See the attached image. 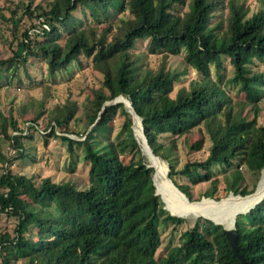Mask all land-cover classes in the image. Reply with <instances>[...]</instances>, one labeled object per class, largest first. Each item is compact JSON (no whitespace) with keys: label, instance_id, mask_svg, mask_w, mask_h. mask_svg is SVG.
Returning <instances> with one entry per match:
<instances>
[{"label":"trees","instance_id":"16d2710c","mask_svg":"<svg viewBox=\"0 0 264 264\" xmlns=\"http://www.w3.org/2000/svg\"><path fill=\"white\" fill-rule=\"evenodd\" d=\"M44 2L47 8L40 4L33 8L38 20L22 32L12 56L0 59V81L3 77L6 84L11 83L18 69L26 71L34 56L44 61L47 77L54 78L71 72L73 64L80 62L79 55H84L102 73L103 82L84 100L82 116H74L75 104L63 105L52 110L51 128L36 130L44 144L54 138L65 144L70 175L78 164L86 168L80 185L75 178L53 181L48 176L34 183L18 173H0V212L17 219L13 234H0L2 264H241L222 225L208 218H196L174 240L187 220L161 201L154 176L152 180L155 168L144 161L145 157L150 164L151 158L142 154L124 104L104 103L119 95L130 102L153 154L166 169L168 165V177L188 202H198L191 187L202 182L208 186L201 198H213L220 182L231 195L252 194L255 190L244 185L240 167L258 173L264 169V126L258 123L264 98V70H259L264 66V0L252 10L246 0ZM125 12L132 18L120 16L112 23ZM88 19L94 27L102 25L99 34L83 27ZM110 32L111 38L106 34ZM137 39H147L152 54L184 52L183 68L142 69L128 52ZM226 62L231 67L229 76L224 73ZM188 67L198 78L172 95ZM233 89L238 101L229 94ZM239 93L243 100L238 99ZM244 103L249 104L250 119ZM42 113L26 119L31 123L26 134L11 133L22 130L16 120L0 113V137L12 148H21L20 158L34 160L21 140L33 139ZM117 114L122 121L116 127ZM71 118L73 124H69ZM81 121L80 131L76 125ZM204 133L210 141L208 155L188 158L178 168L173 158L178 137L189 135L191 140L185 142L191 153L202 148ZM165 135L166 142H160ZM0 161L10 163L2 150ZM179 176L186 182H179ZM163 203L178 217L170 215ZM170 224L167 244L159 248L161 227ZM234 228L244 264H264V197L236 215Z\"/></svg>","mask_w":264,"mask_h":264},{"label":"rangeland","instance_id":"374dc122","mask_svg":"<svg viewBox=\"0 0 264 264\" xmlns=\"http://www.w3.org/2000/svg\"><path fill=\"white\" fill-rule=\"evenodd\" d=\"M246 1L250 4V9L252 10L257 4H261L263 0ZM39 4L42 5V7L47 8L44 0H0V59H6L12 56L13 47H15L16 43L22 38V32L29 28L32 24L36 23L38 19L35 17L36 11L33 8ZM184 9H186V7ZM224 12L226 14V9L223 10V13ZM75 16H80L78 10L75 11ZM120 16H124L127 19L132 18L130 14L125 12L124 14H119L118 16L116 15L112 23L118 22ZM8 19H11L13 23H10L11 21H8ZM94 25L95 23L90 19L85 20L83 23V27L93 28L94 32L99 34V32H101L100 28L102 25L99 27H94ZM29 31L32 32L33 29H30ZM112 32L106 33L109 38H111ZM39 38L41 37H38L37 39ZM59 42L62 43L63 41L59 40ZM147 46V39H137L134 47L128 51L130 59L139 62L142 69L148 68L151 70H157L162 66L164 69H177L179 71L183 68L184 52H181L178 55H165L163 52L152 54L148 51ZM79 60L80 62L73 64L71 72L62 73L60 76L51 78L46 75V66L44 61L34 56L29 60L32 63H28V65L25 66L26 71L23 70L22 67L18 69L17 76L13 78L11 83L6 84L5 78L2 77L0 81L1 84H3L0 85V113L4 116H10L16 120L17 125L20 130H22H15L11 133L26 134V127L31 124L30 122H27L26 119L36 115L39 111H43V113L38 118V125H34L35 130L32 131L33 139L29 140V138H24L21 140L23 148L27 153L34 156V160H31L28 156L20 158L17 151L21 148H12L7 141L0 137V150H2L5 157L10 160L9 165L0 161V173H7V171L18 173L31 178L34 183H38L42 178L49 176L53 181L75 178L77 179V185H80V182L82 183V179L86 178V168L79 164L72 175H70V173L66 170L69 156L66 146L62 141L58 138H54L53 141L44 144L43 138L36 133V130L39 132L44 131V129H42L43 126H49L51 128L53 122L48 121V119L53 114L52 110H55L63 105L71 106L75 104L74 116H82V105L86 97L90 95L92 90L102 87L103 75L99 70L95 69L91 62V58L79 55ZM226 65H228L227 62ZM259 70H264V66L260 65ZM224 73L226 76L231 74V67L229 65L225 67ZM27 74L30 75V78ZM192 78H198V73L188 67V71L184 75V80H180L175 83L172 95H174L175 91L180 86H187L189 80ZM30 79L33 80L32 83L30 82ZM104 91L107 92L106 89H104ZM236 91L237 89H233L229 92L234 101L237 100L233 95ZM243 96V93H239L238 99L240 98L243 100ZM118 99L122 100L121 98ZM244 105L245 107L243 109L246 114V118L250 119L252 113L249 110V104L244 103ZM259 105L261 111L258 117V123L264 126V98L261 100ZM121 121V115L117 114L115 117V126L117 127ZM72 122L73 118L69 119V124H73ZM81 128L82 121L76 125V129L81 131ZM135 128L136 136L139 139L138 143L142 149L141 151L143 152L142 154L145 155L148 153V148L145 146L140 127L137 123H135ZM56 129L60 134H62L58 128ZM69 136L79 138V136L72 133H70ZM166 136L168 135L160 136L159 141L166 142L168 139ZM187 139L191 140L189 139L188 134L178 137L177 150L173 152V158H176V166L178 168H180L184 161L188 158L204 159L208 155L210 141L208 140L206 133H204V143L202 148L198 151L189 153L188 144L186 145L185 142ZM149 156L151 158L150 154ZM155 158L157 160L155 161L158 163L159 160L157 157ZM144 161L147 165H149L145 157ZM158 164L160 165L162 172L166 175V165L162 162H159ZM240 171L244 175L243 183L246 188L249 190H255L264 170H261V172L258 173L250 171L245 165H242L240 167ZM166 176L168 177V175ZM177 180L181 183L186 182V180L181 176H179ZM155 184L159 190V185L156 182V179ZM207 186L208 182H202L191 187L193 197L195 199H199L197 201L208 198H201L203 197L201 195L206 190ZM218 186L217 194L214 195L213 198H209L221 200L231 195V192L228 193L224 190L223 182H220ZM174 213L181 215L187 220L178 227V232H175L176 234L174 235V240H176L177 234L182 232L185 228L193 226L196 218L200 216L195 217L193 220H189L184 214L177 212ZM16 223V217L9 216L5 212H0V234H13V229ZM170 229L171 224L168 227H161V237L163 242L162 246L159 248H163L167 244V236ZM2 260L3 258L0 255V264H2Z\"/></svg>","mask_w":264,"mask_h":264},{"label":"bare ground","instance_id":"6f19581e","mask_svg":"<svg viewBox=\"0 0 264 264\" xmlns=\"http://www.w3.org/2000/svg\"><path fill=\"white\" fill-rule=\"evenodd\" d=\"M118 98L125 100V98L121 96ZM135 123L139 125V119L136 117ZM148 153L151 155V163L149 165L155 168L156 176L154 174V184L156 179V182L159 185V190L156 184L155 186L157 191L161 193V198L165 200L168 209H170L173 213L177 212L184 214L189 220H193L197 216H204L217 222L218 224L224 225L225 228H232L237 214L248 211L264 197L263 169L258 185L251 195H246V197H241V195H229L227 198L220 201L202 199L198 202H188V199L176 191L167 178V174L165 175L164 172H162L161 167L158 164L159 162H156V156L150 152L149 149Z\"/></svg>","mask_w":264,"mask_h":264},{"label":"water","instance_id":"95a60500","mask_svg":"<svg viewBox=\"0 0 264 264\" xmlns=\"http://www.w3.org/2000/svg\"><path fill=\"white\" fill-rule=\"evenodd\" d=\"M124 97V96H122V95H119V96H117V97H115L113 100H110V101H106L105 103H104V105H109V104H115V103H117V102H122L123 104H124V107L127 109V111L130 113V115H131V117H132V129H133V134H134V137H135V139L139 142V139L137 138V136H136V128H135V117L136 118H138L139 119V125H140V130H141V134H142V137H143V141H144V143H145V146L149 149V151L150 152H152V150H151V148H150V146L148 145V142H147V139H146V137H145V135H144V133H143V130H142V124H141V119H140V117L135 113V111H134V109L132 108V106H131V104H130V102L125 98V100H119L118 99V97ZM102 109H103V107H102ZM100 113V112H99ZM142 150V149H141ZM143 153V152H142ZM153 153V152H152ZM156 156V155H155ZM156 157H158V156H156ZM166 162V161H165ZM147 167H151L150 165H147ZM167 171H169V167H168V165H167ZM168 173V172H167ZM153 176L154 175H152V180H153ZM168 179H169V181L171 182V184L173 185V187L176 189V191L179 193V194H181L183 197H185L186 199H188L187 197H186V195L181 191V190H179L175 185H174V183L171 181V179L168 177ZM153 185H154V182H153ZM155 194H158L157 192H156V189H155ZM232 194V193H231ZM251 194V193H250ZM250 194H247V195H250ZM240 196V195H239ZM244 196H246V195H244ZM244 196H241V197H244ZM165 207V206H164ZM252 207H254V205L252 206ZM251 207V208H252ZM166 208V207H165ZM169 213H170V211H169ZM243 213H245V212H243ZM170 215H173V214H171L170 213ZM173 216H175V215H173ZM176 217H178V216H176ZM206 218V217H205ZM211 220V219H210ZM213 221V220H212ZM214 223H216L215 221H213ZM216 224H218V223H216ZM222 227H223V229H222V232H223V234H224V236H225V238L227 239V241H228V243H229V245H230V247H231V250H232V252H233V254L237 257V258H239V260L241 261V264H244V259L242 258V256L239 254V248H238V245H237V237H238V231H237V229L236 228H234V227H232V228H225L223 225H222Z\"/></svg>","mask_w":264,"mask_h":264},{"label":"clouds","instance_id":"9594fccd","mask_svg":"<svg viewBox=\"0 0 264 264\" xmlns=\"http://www.w3.org/2000/svg\"><path fill=\"white\" fill-rule=\"evenodd\" d=\"M156 195H158V194H156ZM159 196V195H158ZM160 197V196H159ZM160 199H161V197H160ZM161 201H162V199H161ZM163 208L165 209V210H167L164 206H163ZM168 211V210H167ZM169 212V211H168ZM170 214V213H169ZM173 216V215H172ZM176 217V216H175ZM222 225V224H221ZM234 227V226H233Z\"/></svg>","mask_w":264,"mask_h":264}]
</instances>
